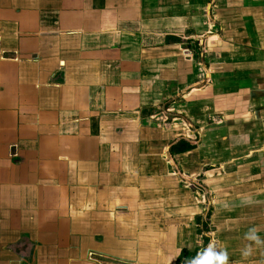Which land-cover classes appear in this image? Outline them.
<instances>
[{
    "label": "crops",
    "instance_id": "1",
    "mask_svg": "<svg viewBox=\"0 0 264 264\" xmlns=\"http://www.w3.org/2000/svg\"><path fill=\"white\" fill-rule=\"evenodd\" d=\"M197 218L264 264V0H0V264H196Z\"/></svg>",
    "mask_w": 264,
    "mask_h": 264
},
{
    "label": "rangeland",
    "instance_id": "2",
    "mask_svg": "<svg viewBox=\"0 0 264 264\" xmlns=\"http://www.w3.org/2000/svg\"><path fill=\"white\" fill-rule=\"evenodd\" d=\"M168 103V102H167ZM165 103L164 104V107L167 109V107H169V105ZM163 110H161V112H157L158 114L160 113V116L162 117L164 114H163ZM154 112V111H153ZM151 112V113H153ZM164 112L166 113L165 117L169 118V120L172 118L170 117L169 113H167L165 110ZM174 116V115H172ZM179 162L182 164L183 160H179ZM191 173L193 174L192 176V191L196 194H199L201 190H199L201 187L199 186V184L201 183L200 181V177H198V173H197V169H193L192 168V171ZM211 207H208V209H210ZM213 213V209L211 208V210H208V216L207 218H210V215ZM203 223V224H202ZM197 225H198V229L200 228V230L202 231V233H205L204 236L205 237H201L200 240H199V243L200 241L202 240L201 244L203 246V248L199 249L198 251H200V256L199 258L197 259V263L196 264H200L202 262H204V254L207 255V257L210 256V254H213L214 252H210L212 250H215L214 248H212V242L215 243L217 241V238H216V234H215V229L214 227L212 226V224L209 222V220H205L204 221H201L200 218H197ZM199 234V237H200V233L198 232ZM202 235V234H201ZM211 242V243H210ZM200 245V244H199ZM204 250V251H203ZM194 262V260H193Z\"/></svg>",
    "mask_w": 264,
    "mask_h": 264
},
{
    "label": "trees",
    "instance_id": "3",
    "mask_svg": "<svg viewBox=\"0 0 264 264\" xmlns=\"http://www.w3.org/2000/svg\"><path fill=\"white\" fill-rule=\"evenodd\" d=\"M194 148V146H191L187 142L181 141L179 144L173 147V152H175L176 154H183L192 151ZM192 257L193 256L189 257L188 253H184L182 259H184L185 262H192Z\"/></svg>",
    "mask_w": 264,
    "mask_h": 264
}]
</instances>
